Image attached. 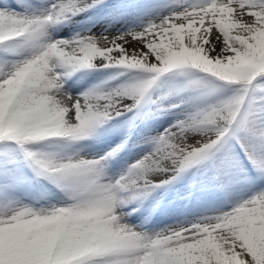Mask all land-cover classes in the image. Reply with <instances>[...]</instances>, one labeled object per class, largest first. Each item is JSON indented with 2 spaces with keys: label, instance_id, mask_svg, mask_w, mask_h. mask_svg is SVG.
<instances>
[{
  "label": "snow or ice",
  "instance_id": "snow-or-ice-1",
  "mask_svg": "<svg viewBox=\"0 0 264 264\" xmlns=\"http://www.w3.org/2000/svg\"><path fill=\"white\" fill-rule=\"evenodd\" d=\"M181 4L111 32L160 6L0 0V264H264V0ZM93 12L81 23L106 24L100 35L52 36ZM95 68L127 79L107 92L63 87ZM154 85L168 102L151 117L173 120L126 170L109 174ZM108 133L120 140L102 153L75 146ZM194 166L199 180L184 199L218 194L219 209L151 232L127 222L141 198Z\"/></svg>",
  "mask_w": 264,
  "mask_h": 264
},
{
  "label": "rangeland",
  "instance_id": "rangeland-1",
  "mask_svg": "<svg viewBox=\"0 0 264 264\" xmlns=\"http://www.w3.org/2000/svg\"><path fill=\"white\" fill-rule=\"evenodd\" d=\"M154 3L160 6L161 11L159 13L153 14L151 16L142 17L139 20L134 22H125L117 25L116 27H109L108 31L116 32L118 29L120 31H127L129 28L142 27L150 19H156L157 15H167L170 11L181 7V0H153ZM95 15V13H88L87 15L81 17H75V22L70 23L69 21L65 22V26L60 28L59 31H51V34L54 38H68L76 32H84L87 28H91L93 34L100 35L104 32L106 24L96 23L94 26L89 22L88 24H83L81 21L88 20V16ZM3 53H0V59H3ZM10 59H15V56L9 55ZM64 71V70H61ZM119 69H104V68H95V69H81L71 75L67 76L64 79L63 87L71 95H77L86 90L95 89L100 92H107L112 88L117 87L122 82L126 81L127 74L123 76H117ZM176 71V70H173ZM198 71V70H193ZM113 76H116V79H112ZM161 79H164L163 77ZM159 95L157 100H154V95ZM148 99V100H147ZM155 101L156 103H153ZM168 100L163 96L162 90L158 85H154L153 89L150 90L149 98H146L144 105L150 103L145 110L141 111L137 118H140L139 123L131 129L130 137L126 147L120 152V154L109 161L106 164V171L109 174L119 173L123 170H126L127 166L131 163H134L135 160L139 159L145 151L148 150L149 145L145 144L144 141L150 136L156 135L157 132L162 131L164 128L168 127L169 123L173 120L171 116H157L155 118L151 117L150 109H155L160 104H166ZM151 103L155 106H151ZM157 104V105H156ZM127 119V117L123 118ZM122 122L121 118H118L116 121V127H119ZM120 136L108 133L99 139L88 138L83 141L75 142V146L79 148L81 155H94L97 153H102L106 151L110 145L118 143ZM199 180V175L196 173V167L189 170L182 178H180L175 184H173L170 189L163 191L159 196L163 199L164 195H169L167 199H164L169 202L170 206L166 209V213L170 214L171 217L162 221H148L146 224L140 225L139 222L142 221L145 217L147 218L148 214L142 212L140 209L143 202L149 198H141V203L136 211H133L127 222L132 225L139 226L144 231H158L166 226L177 225L185 221L195 220L196 218L203 215H211L213 211L219 209L223 204V198L218 194H205L202 195L200 192L193 190V195L188 199H184L186 192L189 190V185L193 184L194 181ZM175 186V187H174ZM257 186H260L258 182ZM49 187L50 190H55L53 187ZM173 187V188H172ZM171 190V192H169ZM248 189L242 190L239 195L247 196L250 195ZM39 190L31 193L33 197L38 196ZM164 194V195H163ZM28 202V201H25ZM144 205V204H143ZM190 209H194L195 212L188 214L187 212ZM125 211L131 210V208H125ZM224 210H227L225 208Z\"/></svg>",
  "mask_w": 264,
  "mask_h": 264
},
{
  "label": "bare ground",
  "instance_id": "bare-ground-1",
  "mask_svg": "<svg viewBox=\"0 0 264 264\" xmlns=\"http://www.w3.org/2000/svg\"><path fill=\"white\" fill-rule=\"evenodd\" d=\"M75 18V17H74ZM76 21V19H72L71 21H69L70 23H72V22H75ZM63 28V27H62ZM95 35H97V34H95ZM175 187V186H174ZM173 188V187H172ZM170 189V188H169ZM171 192V191H170ZM157 195H160L161 193H163V191L162 190H160V191H156L155 192ZM164 195V194H163ZM156 196H153V197H150V199H148L147 201H145V205L147 206V207H149V208H151V209H153L154 207H163V204L161 203H159L157 200H156V198H155ZM127 218H129V217H127ZM150 220L151 221H157L158 219L156 218V217H151L150 218ZM146 221V219L144 220V222Z\"/></svg>",
  "mask_w": 264,
  "mask_h": 264
}]
</instances>
